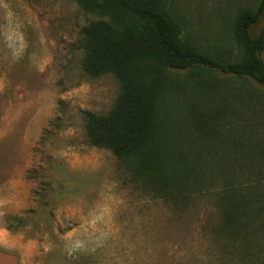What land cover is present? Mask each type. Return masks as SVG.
Wrapping results in <instances>:
<instances>
[{
  "label": "rangeland",
  "instance_id": "rangeland-1",
  "mask_svg": "<svg viewBox=\"0 0 264 264\" xmlns=\"http://www.w3.org/2000/svg\"><path fill=\"white\" fill-rule=\"evenodd\" d=\"M257 1L182 6L199 44L219 53L234 48L236 15ZM96 18L75 0H0V250L19 264H241L238 246L226 256L212 238L216 188L177 206L88 140L85 112L107 113L121 88L114 74L91 77L82 68L80 29ZM263 28L264 13L252 31ZM228 85L232 93L259 87L238 78ZM248 131L258 149L252 179L263 186L264 127ZM207 151L205 172L215 171L212 157L217 169L228 165L232 151Z\"/></svg>",
  "mask_w": 264,
  "mask_h": 264
},
{
  "label": "trees",
  "instance_id": "trees-1",
  "mask_svg": "<svg viewBox=\"0 0 264 264\" xmlns=\"http://www.w3.org/2000/svg\"><path fill=\"white\" fill-rule=\"evenodd\" d=\"M75 1L97 16L80 29L84 72L114 74L121 85L107 113L85 112L90 143L128 162L177 206L216 188L220 222L212 238L226 256L238 246L241 264H264V185L253 182L258 149L247 138L248 129L264 127V28L252 31L264 0L237 13L236 45L219 53L192 34L182 0ZM235 78L259 87L232 93ZM217 147L232 151L228 165L217 169L212 157L218 171L205 172L203 152Z\"/></svg>",
  "mask_w": 264,
  "mask_h": 264
},
{
  "label": "crops",
  "instance_id": "crops-1",
  "mask_svg": "<svg viewBox=\"0 0 264 264\" xmlns=\"http://www.w3.org/2000/svg\"><path fill=\"white\" fill-rule=\"evenodd\" d=\"M0 264H19V257L13 253L0 250Z\"/></svg>",
  "mask_w": 264,
  "mask_h": 264
}]
</instances>
